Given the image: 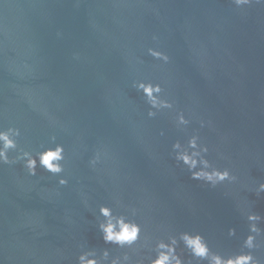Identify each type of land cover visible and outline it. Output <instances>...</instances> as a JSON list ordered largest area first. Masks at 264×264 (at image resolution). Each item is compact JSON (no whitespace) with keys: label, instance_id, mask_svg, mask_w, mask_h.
<instances>
[{"label":"water","instance_id":"1","mask_svg":"<svg viewBox=\"0 0 264 264\" xmlns=\"http://www.w3.org/2000/svg\"><path fill=\"white\" fill-rule=\"evenodd\" d=\"M0 264H264V0H0Z\"/></svg>","mask_w":264,"mask_h":264}]
</instances>
